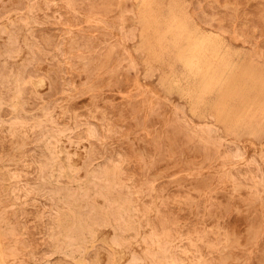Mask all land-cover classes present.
Segmentation results:
<instances>
[{
    "label": "rangeland",
    "instance_id": "obj_1",
    "mask_svg": "<svg viewBox=\"0 0 264 264\" xmlns=\"http://www.w3.org/2000/svg\"><path fill=\"white\" fill-rule=\"evenodd\" d=\"M185 1L189 5V10H190L192 16L194 17L197 24L201 27V29L204 32H210V33L218 34V35L222 36L223 38H225L232 45H235L239 48H242L243 50L249 51L251 54L250 56H252V58H255L259 61H264V45H263L264 44V0H200V2H199V0H185ZM194 3H198V4H194ZM200 3H202V4H200ZM203 4H204V6H203ZM124 5H125L126 9H125ZM193 5H195L194 6L195 8L193 7ZM199 6H200V9H199ZM138 7H139L138 2H134V0H130V1L129 0L128 1L127 0H125V1L124 0H76V1L75 0H50V1L49 0H38V1L37 0H0V87H2V88H0V99L3 97L5 98L8 95L9 96L11 95L10 97L8 96V99H7V97L4 99L5 103H3V99L0 100V102L2 101L1 102L2 104L0 103V108L2 106V108L0 110L2 112L0 111V113H3V114H0V119L3 116L2 119L0 120V140L2 141V142L0 141V145L2 146L0 149L2 151V152H0V158H1L0 159V216L2 217V219H0V228H1L0 229V254H2V256L0 255L1 256L0 261H2V262H0V264L1 263H3V264H55V263L56 264H72V263L73 264H84V263H88V264H130L131 263L132 264L133 261L136 264V261L138 259L140 260V262H138L139 260L137 261L138 264L139 263L140 264H158V263L159 264H207L206 263L207 261H210L209 264H212V262H214V261H215L214 264H242V263L243 264H256V262H257V264H264V241H263L264 240V189H263L264 188V186H263L264 185V183H263L264 182L263 181L264 180V178H263V176H264L263 175L264 174V160H263V158H264V146L256 145V144H253L249 141L237 142L232 137L225 136L221 132V130L218 129L213 124L211 119H208L207 121H204V122L195 121L192 118V115L190 114V112L188 111V107H187L185 100L178 98V96H176L174 94L171 96H167L160 89V87L158 85V77H159L158 71H156L154 74H152L150 72L148 65H147L149 56H148L146 49L144 48L143 37H140L141 28L138 25V19H139L138 14H136V10ZM65 9H66V11H65ZM203 10H205V11H203ZM200 13L202 14V16H204L203 20L201 18L202 16ZM207 17H209V18H207ZM210 18L211 19L213 18V19L210 20ZM73 25H75V26H73ZM50 30H52V31H50ZM218 31H220L221 33ZM73 33H74V35H73ZM42 35H43V37H42ZM52 39H54L53 40L54 42L52 41ZM260 42H261V45H260ZM59 44H60V46H59ZM100 49H103V50H100ZM99 50H100V52H99ZM29 51H30V53H29ZM255 54H257L259 58ZM259 55H261V57ZM96 56H97V59H96ZM93 59H94V61H93ZM96 60H97V62H96ZM52 63H53V65H52ZM2 64H3V66H2ZM96 64H98L97 67H96ZM1 66H2L3 70L1 69ZM69 67H71V68H69ZM92 68H94V70ZM56 69H57V71H56ZM125 70H126V72H125ZM88 71H89V73H88ZM8 73H10V74H8ZM32 73H33V76H32ZM70 76L72 78H70ZM58 78H59V80H58ZM72 79H74V80H72ZM66 80L69 82H67ZM21 81H22V83H21ZM58 81H59V83H58ZM83 81H84V83H83ZM115 81H116V83H115ZM121 81H122V83H121ZM65 82H67V83H65ZM80 82L82 83V85L80 84ZM8 83H9V85H8ZM57 83L60 85L59 87H58ZM27 84H28V86H27ZM83 84H86V85H83ZM11 85H12V87H11ZM25 86L27 87V89L24 88ZM48 86L50 88H48ZM10 89H12V90H10ZM73 89H74V91H73ZM51 90H54L55 92L51 91ZM57 90L59 91L60 95H59ZM88 90L89 91L92 90V92L91 91L89 92ZM112 90H113V92H111ZM4 91L9 92V93L12 92V93L6 94V93H3ZM25 91H27V93H28L27 95H26ZM49 91H50V93H49ZM79 91L81 94L79 93ZM23 92H24V94H22ZM45 92H46V94H45ZM42 93H43V96H42ZM48 93L51 97L47 95ZM44 94H45V96L47 95L48 97L47 96L45 97ZM93 94H97V95H94V97H93ZM24 96H27L26 99ZM53 96H55V97H53ZM99 96H100V98H99ZM30 98H31V103H30ZM105 98H106V100H104ZM107 100H108V102H107ZM114 100H115V102H114ZM67 101H68V103H67ZM104 101H106L107 104H105L106 102H104ZM33 103H35V104H33ZM49 103L50 104L52 103V104L50 105ZM3 104H5V105L7 104V106H3ZM31 104H32V106H31ZM133 104H134V106H133ZM62 105H63V107H62ZM71 105L72 106L75 105V108L72 107ZM9 106H10V109H7V108H9ZM49 106H51V109ZM68 106H70L71 110L69 109ZM3 107L6 108L5 109L6 111L3 109ZM101 107H102V109L100 110ZM21 108H23V109H21ZM27 108L28 109L30 108L29 111L27 110ZM40 108H41V110H40ZM88 108H90V110ZM13 109H14V111H13ZM76 109H78V110H76ZM11 110H12V112H11ZM62 110H64V111L62 112ZM116 110H117V112H116ZM21 111H24V112H21ZM178 111L179 112L183 111V112H180V114H179ZM6 112H8L9 114L8 113L6 114ZM25 112L28 115L25 114ZM106 112H108L107 114L110 113L109 114L110 117L106 114ZM175 112H178V113L175 114ZM80 113H81V115H80ZM5 114H6V116H5ZM18 115H19V118H18ZM31 115H33V116L36 115V116L33 117ZM123 115H124V117H123ZM150 115H151L152 119L150 118ZM42 116H44V117H42ZM99 117H101V118H99ZM176 117H178V118L176 119ZM34 118H36V121ZM119 118H121V119L123 118V119L121 120ZM22 119H25V120H22ZM30 119H32V121ZM91 119H93V120H91ZM106 119H109V120H106ZM110 119L113 120V122ZM11 120H12V122H10ZM14 120H16V121H14ZM38 120H39V122H38ZM98 120H100V121H98ZM23 121H25L24 124H23ZM33 121H35V122L33 123ZM83 121H84V123H83ZM13 122L16 123L14 126H13V124H14ZM89 122H90V125L88 124ZM1 123H2V126H1ZM41 123H43V124H41ZM81 123H82V125L80 128ZM92 123H93V125H91ZM180 123L182 126L180 125ZM83 124H84V126H83ZM94 124L97 127V128L95 127V129H97L96 131H94L95 130L93 127ZM110 124H112V125H110ZM8 125H9V127H8ZM44 125H46V126L49 125L48 129L52 131V133H53V134L51 133L52 135L50 134L51 131L48 132L47 127ZM107 125H109V126H107ZM41 126H42V128H41ZM111 126H115V127H111ZM205 126H206V129L204 128ZM34 127H35V129H33ZM52 127H53V129H52ZM116 127H118V128H116ZM75 128H76V130H75ZM86 128H88V129L90 128V131L88 129L86 130ZM91 128H93V129H91ZM202 128H203V130H202ZM27 129H29V130H27ZM43 129H45V131H43ZM54 129H56V130H54ZM115 129H117V131H114ZM129 129H130V132H129ZM197 129H199V132H201V133H199ZM204 129L207 131H204ZM38 131H43V132H38ZM87 131H88V133H90L89 135H87L88 134V133H86ZM57 132H61V134L58 133L56 135ZM66 132H69V133H66ZM185 132H187V133H185ZM219 132L222 134H220ZM9 133H10V136H9ZM41 133L43 136L41 135ZM44 133H46L47 136H45ZM85 133H86V135H85ZM91 133L99 134V136H97L95 134L94 135L95 137H94ZM116 133H117V136H116ZM7 134H8V136H6ZM11 134H12V136H11ZM103 134L104 135L108 134V136L105 137L106 139L104 138ZM132 134H134V135H132ZM109 135H110V137H109ZM16 136H17V138H14ZM34 136L37 138V139L35 138L36 143L33 140ZM70 136H72V137L70 138ZM73 136L78 141H76ZM79 136H83V137H80L82 140L79 138ZM2 137H4V138H2ZM7 137H8V139H7ZM21 137H23V139ZM68 137H69V139H68ZM98 137H100V138H98ZM207 137H209V138H207ZM217 137L218 138L220 137L221 141H220V138L217 139ZM41 138H42V141H41ZM88 138H90V139H88ZM107 138H112V139L107 140ZM193 138H194V140H193ZM20 139H21V141H20ZM39 139L42 143L39 141ZM151 139H152V141H151ZM209 139H211V140H209ZM31 140L33 142H31ZM50 140H51V142H50ZM69 140H71V141H69ZM83 140H85V141H83ZM94 140H96L97 142ZM210 141H211V143H210ZM92 142H93V144H92ZM8 143L10 145H8ZM45 143L47 144L46 146L44 145ZM50 143H52V145H54V146H51ZM68 143H70V144L68 145ZM106 143L107 144L109 143V144L107 145ZM134 143H135V146H133ZM221 143H222V146H221ZM87 144H88V147H87ZM120 144H121V146H120ZM21 145H23V146L21 147ZM49 145L52 148L49 147ZM67 145H68V147H67ZM89 145H91V147ZM226 145H228V146L231 145L229 147L230 149L228 147H226ZM35 146H38L37 148H40L39 152H38V149L35 148ZM94 146H95V148H94ZM201 146L203 148H201ZM238 146H240V147H238ZM16 147H17V149H14ZM219 147L220 148L222 147V148L220 149ZM225 147H226V151L224 149ZM5 148L8 150H6ZM227 148L229 150H227ZM29 149H31V153H29V151H30ZM50 149L54 152L55 155L53 154V152H51ZM80 149H82L83 152ZM103 149H105V151ZM197 149H198V151H197ZM32 150H33V152L36 153V155H35V153L32 152ZM133 150H135L134 153H133ZM199 150H202V151H199ZM240 150H241V152H240ZM7 151L9 153H7ZM12 151L14 154L11 153ZM94 151H95V153H94ZM217 151H219V152H217ZM47 152H48V154H47ZM142 152H143V154H142ZM162 152H164V153H162ZM229 152H232L231 153L232 155H233V153L234 154L236 152H238V153H236L235 156L233 155L234 156L233 157ZM43 153H45V155ZM96 153H98L97 156H95ZM106 153H108L109 155ZM49 154H50L51 158H50V156H48ZM64 154L65 155L67 154V156H65ZM68 154H70V155H68ZM126 154H128V155L126 156ZM16 155H17V157H16ZM18 155H20V156H18ZM139 155H140V157H139ZM207 155H209V156H207ZM254 155H256V157ZM262 155H263V157H262ZM21 156H23V157L21 158ZM107 156H109L108 159H106ZM243 156H245V157H243ZM43 157L48 158L47 159L48 162H45L46 158H45V160H43ZM55 157L57 159H55ZM113 157L114 158L117 157V158L114 159ZM4 158H5V160H4ZM38 158H40V160H42V161H40ZM54 159H55V161H54ZM66 159H68V160H66ZM117 159H118V161H117ZM158 159H160V160H158ZM168 159H170V160H168ZM89 160H90V162H88ZM96 160H98V161H96ZM106 160L107 161L110 160L111 164H108V162L105 163ZM153 160L155 161V163ZM50 161L53 162V165H52V162H50ZM103 161H104V163H103ZM157 161H158V163L159 162L160 163L158 164ZM249 161H251V162H249ZM44 162L46 165H50V168H52V169L50 170L49 166L47 167L46 165H44ZM81 162L83 163V165ZM91 162H93V163H91ZM59 163H61V164H59ZM90 163H91V166H90ZM152 163H154V164H152ZM207 163H209V164H207ZM256 163H257V166H255ZM98 164L101 166H97ZM104 164H106V165L108 164L107 165L108 169H106L107 167ZM260 165H261V167H260ZM31 166H32V168H31ZM35 166L36 167L39 166L40 168L39 167L35 168ZM70 166H71V168H70ZM84 166H85V168H84ZM112 166H113V168H112ZM151 166H152V168H151ZM60 167H63L62 170L60 169ZM80 167L83 170L80 169ZM259 167H260V169H259ZM249 168H250V170H249ZM32 169H34V170H32ZM35 169H37V170H35ZM84 169H85V172H84ZM91 169H92L93 173H92ZM96 169H98V170H96ZM119 169H120V171H119ZM121 169L128 171L127 172L128 175L124 172V170L122 171ZM257 169L259 171H257ZM106 170H108V173H106L107 172ZM36 171H38L39 173L41 172V174H38ZM142 171H144V173H142ZM129 172L130 173L132 172V174H130ZM75 173H76V175H75ZM105 173L107 174L106 177L103 175ZM111 173L112 174L114 173V174L112 175ZM122 173L126 174L127 178H124L126 176L123 175ZM147 173L149 175H147ZM246 173L248 174V176ZM28 174H29V177L27 176ZM109 174H110V176L111 175L112 176L110 177ZM35 175H37V176L40 175V176L37 179V176H35ZM45 175L47 176L48 180L46 179ZM99 175H101V177ZM10 176H12V177H10ZM98 176L100 178H98ZM258 176H260V177L258 178ZM57 177L58 178L60 177L61 179L59 178V180L57 181L56 180ZM91 177L92 178L94 177L95 180H93L94 178L92 179ZM109 177H110V179L112 178L111 181L109 180ZM242 177L245 179H242ZM28 178H30V179H28ZM32 178H33V180H32ZM62 178H64V180H62ZM8 179L10 182L8 181ZM40 179H42V180L40 181ZM43 179H44V181H43ZM71 179H72V181H70ZM261 179H263V180L261 181ZM76 180L78 182H76ZM99 180L102 183H100ZM146 180H148L147 183H146ZM238 180H239V182H238ZM2 181H4V182H2ZM22 181H24V182H22ZM42 181H43V183H42ZM62 181H65V183L64 182L62 183ZM96 181H98V182H96ZM144 181H145V184L143 183ZM149 181L150 182L153 181L154 184H152L153 182L150 183ZM38 182H40L42 185L39 184ZM90 182H92L91 184L93 186L90 184ZM111 182L113 185L111 184ZM115 182H116V184H115ZM57 183H59V185ZM103 183H105L106 186H109V188L107 187L108 190ZM161 183H164L163 186ZM167 183H169V184H167ZM261 183H263V184H261ZM43 184H44V186H43ZM65 184L67 187L65 186ZM101 184H103L104 186H102ZM107 184H109V185H107ZM117 184H118V186H117ZM142 184H143V186L144 185L145 186L144 187L141 186ZM147 184H151V185L148 186V188H147ZM159 184H161L163 190L160 189L161 186H159ZM48 185L52 188L49 189ZM79 185H80V187L82 185L83 191H82V187L79 188ZM95 185L99 186V187L97 186V189L100 188L99 189L100 192H98V190H95L96 189ZM126 186H127V190L129 189L128 192L131 193L130 194L131 197L128 195V192L125 189ZM6 187H8V188H6ZM19 187H22L23 189L19 188ZM70 187L72 188L71 194H70ZM93 187H94V189H92ZM104 187H105L106 194L103 193ZM133 187H135L136 190ZM243 187H246V188L244 189ZM258 187H260L262 189H259ZM10 188H11V190H10ZM40 188L42 189V192H41ZM58 188H60V189H58ZM101 188H103V189H101ZM248 188L250 190H248ZM155 189H157L156 193H155ZM186 189H187V191H186ZM192 189L196 193H194L192 191ZM47 190H50V191L47 192ZM64 190H66V191H64ZM78 190L80 191V193L78 192ZM87 190H89V192ZM109 190H111V191H109ZM118 190H119V193H121V194L118 193ZM120 190H122V192ZM261 190H262V192H261ZM33 191H34V193H33ZM68 191H69V194H68ZM72 191H74L75 194H77V195H75V194L73 195ZM85 191H87L86 192V194L88 193L87 195L83 194V193H85ZM162 191L164 193H162ZM37 192H38V196H37ZM40 192L42 193V195ZM65 192L68 195H66ZM107 192H109V193H107ZM114 192H116V196H115ZM10 193H12V195H10ZM15 193H17V194H15ZM53 193H55V194H53ZM93 193L99 194V195L95 196ZM175 193H178V196L180 195V193H181V195L178 197ZM250 193H252V194L250 195ZM18 194H19V197H16V195H18ZM35 194H36V196H35ZM47 194H48V196H45ZM56 194H58L59 196L57 197ZM78 194H79V196H81L83 194L81 196L82 199H79ZM104 194H105V196H104ZM110 194H112L114 197L112 196V198H111ZM171 194H173V195H171ZM62 195H64V196L62 197ZM119 195H121L122 198H119ZM122 195L125 197H123ZM168 195L169 196L171 195L170 197L172 199L170 201V204L168 201V200H170V197ZM49 196H51V197H49ZM60 196H61V199H60ZM67 196H68V198H67ZM92 196H95V197H92ZM127 196H129V197H127ZM163 196H164V198H163ZM165 196L167 197L166 199H165ZM173 196L174 197L177 196L178 198L177 197L173 198ZM183 196H184V198H183ZM191 196H193V198H191ZM225 196H227V197H225ZM249 196L251 199L249 198ZM39 197L42 199H38ZM71 197L73 200L71 199ZM73 197H75V198H73ZM98 197H99V199H98ZM104 197L106 200L104 199V201H103ZM185 197H186V199H185ZM187 197H189V198H187ZM46 198H50V200H49L50 205L52 204L50 208H49V206H50L49 202L47 201ZM62 198L63 199L66 198V199L63 200ZM89 198H90V200H89ZM101 198H102V200H101ZM109 198H110V200H108ZM226 198H228V199H226ZM57 199H59V200L57 201ZM126 199H128V200H126ZM129 199H130V201H129ZM76 200L79 201V204L84 202L83 206H82V204H80L81 207L78 206V201H76ZM91 200H92V202H91ZM122 200H123V202H122L123 204L120 203ZM147 200H149V202ZM164 200H165V202H164ZM183 200H184V202H183ZM51 201H52V203H51ZM56 201L58 202V204L54 203ZM107 201L111 202V203H109L110 205L112 203L113 204L111 206H109V204H107ZM227 201H228V203H227ZM145 202H147L148 205H146L147 203L145 204ZM166 202H168V203H166ZM194 202H195V204H194ZM221 202H223L222 203L223 205L221 204ZM43 203H44V206L46 205L47 207L46 206L44 207ZM63 203L65 205H63ZM70 203H71V205H70ZM75 203H76V205H75ZM88 203L90 204V206L87 205ZM189 203H190V205H189ZM213 203H214V205L215 204L216 205L213 206ZM38 204H40V205H38ZM61 204L64 207H62ZM92 204L96 205V206L94 205L95 206L94 210L92 209V208H94V206H92ZM124 204H127V205L124 206ZM128 204H129V206L131 204H133V205H131V207H129ZM139 204H141V205H139ZM28 205H30V206H28ZM60 205L62 208L60 207ZM104 205H105V207H104ZM120 205L121 206L123 205L122 207H120V209H122L124 207L122 210L119 209ZM138 205H139V207H137ZM142 205H145V206L142 207ZM169 205H171V206H169ZM245 205H247V206H245ZM54 206L55 207L58 206L59 208L57 209V207L55 208ZM65 206H66V208H68L67 209L68 212L66 210H64ZM77 206L80 208H78ZM87 206L89 207V209ZM112 206H114V211H112V213H110L111 211L109 209H111ZM115 206H117V208ZM38 207H39V209H38ZM41 207L42 208L44 207V208L42 209ZM72 207H74V208H72ZM85 207L87 208L86 211H85V209H86ZM77 208H78V210H77ZM143 208H145V209H143ZM181 208H182V212H181ZM218 208H220V210ZM28 209L31 211H29ZM50 209H52V210H50ZM59 209H61L62 211ZM71 209L73 211H71ZM117 209H119V210H117ZM146 209H148V210H146ZM158 209H160V210H158ZM169 209H171L172 211H170ZM209 209H211V210H209ZM133 210L135 213L134 212L130 213V211L132 212ZM136 210L139 213H137ZM140 210L142 211L143 214H141ZM143 210L145 211V213ZM155 210H156V212H155ZM2 211L4 214L2 213ZM4 211H6V214ZM22 211H23V213H22ZM53 211H55V212H53ZM58 211H60V212H58ZM64 211H65V213H63ZM69 211L71 213H69ZM74 211H75V213H73ZM78 211H80V212H78ZM90 211H93L94 213L90 212ZM116 211H118V212H116ZM114 212H116V213H114ZM122 212H123L124 216H122V214L120 215V213H122ZM159 212L161 214L162 213L166 214V212H167L168 214H166V215L162 214L161 215ZM171 212H173V214H174V212H177L174 214L175 217H174V215H171ZM28 213H30V214H28ZM35 213H37L38 215H36ZM52 213H55L56 216L55 215L53 216ZM56 213H59L60 217L58 216V218H57L58 214H56ZM61 213H63V214H61ZM68 213L70 215L67 216ZM90 213L91 214L93 213L94 215L93 214L90 215ZM117 213L119 214L118 217H117V215H118ZM129 213L132 214V217ZM136 213L138 215H136ZM240 213L242 214V216ZM26 214H28V215H26ZM47 214H49L50 216ZM51 214H52V216H51ZM73 214H74V216H73ZM84 215H86V218ZM88 215H90V216H88ZM97 215L100 217H98ZM133 215H134V217H133ZM167 215H168V218L170 220L169 223H168L169 220H166V219H168V218H166ZM169 215H171V216H169ZM176 215H177V218L179 220L176 218ZM4 216H5V219H4ZM92 216H93V218H92ZM120 216H121V219L119 218ZM136 216L138 217L137 219H139V220H137L135 218ZM161 216L164 218H162ZM198 216H200V217L202 216V218L199 217V219H198ZM255 216H256V218H255ZM43 217H45V218H43ZM48 217H51V218L55 217V219L54 218L51 219ZM74 217H75V220H74ZM140 217H141L142 221L140 220ZM76 218L78 220H76ZM84 218H85V220H84ZM100 218H103V219H100ZM180 218L182 221L180 220ZM193 218L196 220H194ZM244 218H246V220ZM79 219L81 220L80 221L81 224L79 223ZM117 219H119V221ZM126 219H127V221H126ZM162 219H163V221H165V220L166 221L163 223ZM2 220L5 223L1 222ZM27 220H28V223H26ZM70 220L73 224H71ZM120 220L123 223V225L120 222ZM177 220H178V222H176ZM183 220H184V222H183ZM255 220H257V223L255 222ZM38 221H40V222L38 223ZM75 221H76V223H75ZM114 221H115V223H114ZM127 222H128V224H127ZM149 222H151V223H149ZM152 222L153 223L156 222L155 223L156 225H154ZM252 222L253 223L255 222L254 225ZM48 223H50V224H48ZM116 223L118 224V226H116V228L119 229V230L117 229L118 232H117L116 228L114 227L116 225ZM226 223H227V225H226ZM25 224H26V226H25ZM75 224H77V225H75ZM93 224L96 226H94ZM165 224H167V225L169 224V225L167 226ZM49 225H51L52 227ZM91 225H93V228ZM103 225H104V227H103ZM121 225H122V227H121ZM152 225H154V227ZM180 225H182V226L180 227ZM189 225H190V227H189ZM225 225H226V227H228V230H229L228 232H227V228L225 227ZM6 226L8 228H6ZM23 226H24V228H23ZM58 226H59V228H58ZM123 226H125L127 228H125ZM129 226H131V228ZM134 226L137 228V230L135 229ZM161 226H163V227H161ZM207 226H209V227H207ZM258 226L261 228H258ZM14 227H15V230H14ZM29 227H31V228H29ZM33 227H35V228H33ZM79 227H81L82 229ZM95 227H97V228H95ZM128 227L130 228L129 232H128V230H126V231L124 230V229H129ZM139 227H141V228L139 229ZM222 227H223L224 231H223ZM254 227H256V228H254ZM36 228H37V230H36ZM69 228L70 229L72 228V231ZM161 228H163V230ZM171 228H172V230H171ZM176 228H177V231H176ZM185 228H186V230H185ZM80 229L83 232H80L81 231ZM84 229L86 230V232ZM131 229H133L134 232ZM159 229H160V232L158 231ZM192 229H194V230H192ZM221 229H222V231H221ZM258 229L260 231H257ZM30 230L34 231V233L31 232ZM50 230L53 232L51 233ZM54 230H56L57 232L56 231L54 232ZM63 230H65V231H63ZM77 230H79V231H77ZM112 230L114 232H112ZM6 231H8V232H6ZM46 231H47V235H45ZM68 231H69V233L71 232V234H69ZM155 231H157L159 233L156 234ZM171 231H172V233H171ZM36 232H37V234H36ZM179 232H182V234ZM198 232H200V233H198ZM55 233H57V234H55ZM7 234H8V236H7ZM11 234H12V236H11ZM143 234H145L144 235L145 238H144ZM48 235L49 236L51 235V236L49 237ZM56 235L57 236L60 235V236L56 239V237H57ZM133 235H134V237H133ZM207 235H209V237H207ZM221 235H224V237ZM54 236H56L55 240H57V241L53 240ZM78 236H79V238H77ZM117 236L119 238H118V240L115 241V238H117ZM169 236H171V237H169ZM29 237H31L32 239ZM67 237L69 239L70 238H72V239L69 240V239H67ZM73 237L77 238L80 242L77 241V239L75 240V238H73ZM226 238H229V239H226ZM63 239L68 240L69 244L67 243L68 241L65 240L66 241L65 242ZM142 239L144 241H142ZM219 239H223V240H219ZM36 240L38 241V243L36 242ZM71 240H72V242L76 241V243L74 242L75 243L74 244V243L70 242ZM14 242H16V243L14 244ZM47 242L52 244V245H53V243L57 242L59 244L58 246H60L61 248L58 247L56 243L53 245L55 247L54 248L52 245L51 246L48 245ZM77 242H78V244H77ZM113 242H115V245ZM150 242H151V244H150ZM252 242H254V243H252ZM62 243H63V245H60ZM66 243L69 246L68 245L65 246ZM111 243H112V245H111ZM169 243H171V245ZM71 244L74 246H72ZM116 244L119 246H117ZM160 244L161 245L163 244V245L160 246ZM165 244H167V245H165ZM246 244H247V246H246ZM93 246H94V248H93ZM245 246H246V248H245ZM56 247H58V251H57ZM67 247H73V248L71 250V248H67ZM77 247L79 249H77ZM162 247H163V249H162ZM5 248H6V250H4ZM11 248H12V250H11ZM50 249H52V250H50ZM68 249H70V252L67 254ZM74 249H77L78 251L77 250L74 251ZM92 249H94V250H92ZM200 249H202L201 252H200ZM65 250H66V252H65ZM104 250L105 251L108 250V251L105 252ZM147 250H149V251H147ZM163 250L165 251V253L163 252ZM13 251H14V253H16L15 255L13 254ZM15 251H17V252H15ZM56 251H57V253H56ZM81 251H82V253L84 252L83 255L81 254ZM207 251H209V252H207ZM205 252H206V254H205ZM210 252H212V254H210ZM8 253H10V254L8 255ZM63 253L68 257H66ZM71 253H73L74 255L73 254L71 255ZM107 253L108 254L111 253V255L109 254V256H107L108 255ZM3 254H5V255H3ZM161 254L162 255L164 254V255L161 256ZM204 254H205V256H207V255H209V256H207L205 258ZM259 254H260V256H259ZM50 255H51V257H50ZM63 255H64V257H63ZM87 255H88V257H85ZM91 255H93V256H91ZM154 255L156 258L153 257ZM5 256H7L8 258H6ZM129 256H130V258H129ZM70 257H72V258H70ZM80 257H81V259H80ZM132 257H135L134 260ZM158 257H160L161 260ZM167 257H169V258L166 259ZM54 258L55 259L57 258V259L53 260ZM58 258H60V260ZM110 258H111V260H107ZM85 259L87 260V262H85L86 261ZM179 259H181V260L179 261ZM63 260H65V262ZM176 260L178 263L175 262ZM52 261L53 262L57 261V262L53 263ZM60 261H61V263H59ZM181 261H182V263H181ZM221 261H222V263H221ZM225 261H226V263H225Z\"/></svg>",
    "mask_w": 264,
    "mask_h": 264
},
{
    "label": "bare ground",
    "instance_id": "obj_2",
    "mask_svg": "<svg viewBox=\"0 0 264 264\" xmlns=\"http://www.w3.org/2000/svg\"><path fill=\"white\" fill-rule=\"evenodd\" d=\"M38 1V0H37ZM50 1V0H49ZM76 1V0H75ZM125 1V0H124ZM128 1V0H127ZM130 1V0H129ZM21 2V1H20ZM134 2H138V4H139V7L137 8V10H136V14H138V25L140 26V28H141V33H140V37H143V44H144V48L146 49V51H147V53H148V62H147V65H148V67H149V69H150V72L152 73V74H154L156 71H158V73H159V77H158V85H159V87H160V89L167 95V96H171V95H176V96H178V98H180V99H183V100H185V102H186V104H187V107H188V111L190 112V114L192 115V118L195 120V121H198V122H204V121H207L208 119H211V121L213 122V124L218 128V129H220L221 130V132L225 135V136H230V137H232L234 140H236L237 142H245V141H249V142H251V143H253V144H256V145H261V146H264V61H259V60H257V59H255V58H252V56H250L251 54H250V52L249 51H247V50H243L242 48H239V47H237V46H235V45H232L230 42H228L225 38H223L222 36H220V35H218V34H215V33H210V32H204L202 29H201V27L197 24V22H196V20L194 19V17L192 16V14H191V12H190V10H189V5L186 3V1L185 0H134ZM199 2H200V0H199ZM198 2V3H199ZM74 3V2H73ZM193 3V2H192ZM198 3H194V4H198ZM200 4H202V3H200ZM21 5V4H20ZM195 5H193V7H194ZM197 6V5H196ZM203 6H204V4H203ZM124 7H125V5H124ZM131 8V7H130ZM195 8V7H194ZM210 8V7H209ZM76 9V8H75ZM125 9H126V7H125ZM199 9H200V6H199ZM198 9V10H199ZM203 9V8H202ZM207 9V8H206ZM43 10V9H42ZM45 10V9H44ZM15 11V10H14ZM65 11H66V9H65ZM127 11V10H126ZM203 11H205V10H203ZM207 11V10H206ZM59 12V11H58ZM201 12V11H200ZM217 13V12H216ZM197 14V13H196ZM201 14V13H200ZM2 15V14H1ZM205 15V14H204ZM199 16V15H198ZM201 16H202V14H201ZM203 17L204 16H202L201 18H202V20H203ZM51 18V17H50ZM76 18V17H75ZM207 18H209V17H207ZM256 18V17H255ZM30 19V18H29ZM213 19V18H212ZM211 18H210V20H212ZM216 21V20H215ZM221 21V20H220ZM34 22V21H33ZM218 22V21H217ZM57 23V22H56ZM213 23V22H212ZM46 24V23H45ZM200 24V23H199ZM25 26V25H24ZM73 26H75V25H73ZM217 29V28H216ZM220 30V29H219ZM226 30V29H225ZM251 30V29H250ZM46 31V30H45ZM50 31H52V30H50ZM221 31V30H220ZM220 31H218V32H220ZM227 32V31H226ZM44 33V32H43ZM46 33V32H45ZM221 33V32H220ZM224 33V32H223ZM14 34V33H13ZM58 34V33H57ZM35 35V34H34ZM73 35H74V33H73ZM76 35V34H75ZM122 35V34H121ZM131 35V34H130ZM226 35V34H225ZM228 35V34H227ZM232 35V34H231ZM241 36V35H240ZM42 37H43V35H42ZM48 37V36H47ZM51 37V36H50ZM130 37V36H129ZM133 37V36H132ZM244 37V36H243ZM39 39V38H38ZM54 39H52V41H53ZM104 40V39H103ZM108 41V40H107ZM50 42V41H49ZM54 42V41H53ZM60 42V41H59ZM262 42V41H261ZM261 42H260V45H261ZM8 43V42H7ZM48 44V43H47ZM55 44V43H54ZM14 45V44H13ZM39 45V44H38ZM264 45V44H263ZM48 46V45H47ZM59 46H60V44H59ZM31 47V46H30ZM257 47V46H256ZM259 47V46H258ZM101 48V47H100ZM261 48V47H260ZM52 49V48H51ZM259 49V48H258ZM30 50V49H29ZM43 50V49H42ZM100 50H103V49H100ZM100 50H99V52H100ZM46 51V50H45ZM145 51V50H144ZM53 52V51H52ZM29 53H30V51H29ZM32 53V52H31ZM260 53V52H259ZM61 55V54H60ZM96 55V54H95ZM141 55V54H140ZM255 55H257V54H255ZM26 56V55H25ZM52 56V55H51ZM260 57H261V55H259ZM61 57V56H60ZM78 57V56H77ZM257 57H258V55H257ZM94 58V57H93ZM259 58V57H258ZM61 59V58H60ZM72 59V58H71ZM96 59H97V56H96ZM113 59V58H112ZM89 60V59H88ZM99 60V59H98ZM114 60V59H113ZM93 61H94V59H93ZM92 61V62H93ZM27 62V61H26ZM96 62H97V60H96ZM111 62V61H110ZM40 63V62H39ZM71 63V62H70ZM76 63V62H75ZM93 64V63H92ZM52 65H53V63H52ZM76 65V64H75ZM97 65L98 64H96V67H97ZM111 65V64H110ZM109 65V66H110ZM2 66H3V64H2ZM2 66H1V69H2ZM50 66V65H49ZM55 68V67H54ZM69 68H71V67H69ZM125 68V67H124ZM93 70H94V68H92ZM3 70V69H2ZM27 70V69H26ZM130 70V69H129ZM12 71V70H11ZM56 71H57V69H56ZM65 71V70H64ZM90 71V70H89ZM89 71H88V73H89ZM118 71V70H117ZM132 71V70H131ZM26 72V71H25ZM31 72V71H30ZM37 72V71H36ZM63 72V71H62ZM93 72V71H92ZM125 72H126V70H125ZM124 72V73H125ZM52 73V72H51ZM8 74H10V73H8ZM24 74V73H23ZM63 74V73H62ZM133 74V73H132ZM25 75V74H24ZM38 75V74H37ZM94 75V74H93ZM99 75V74H98ZM134 75V74H133ZM32 76H33V73H32ZM49 76V75H48ZM54 76V75H53ZM91 76V75H90ZM119 76V75H118ZM129 76V75H128ZM24 77V76H23ZM84 77V76H83ZM33 78V77H32ZM70 78H72L71 76H70ZM92 78V77H91ZM2 79V78H1ZM75 79V78H74ZM74 79H72V80H74ZM58 80H59V78H58ZM68 80V79H67ZM66 80V81H67ZM2 81V80H1ZM23 81V80H22ZM22 81H21V83H22ZM49 81V80H48ZM53 81V80H52ZM67 82H69V81H67ZM67 82H65V83H67ZM6 83V82H5ZM26 83V82H25ZM58 83H59V81H58ZM57 83V84H58ZM77 83V82H76ZM75 83V84H76ZM83 83H84V81H83ZM87 83V82H86ZM115 83H116V81H115ZM114 83V84H115ZM120 83V82H119ZM121 83H122V81H121ZM3 84V83H2ZM64 84V83H63ZM80 84L82 85V83L80 82ZM79 84V85H80ZM8 85H9V83H8ZM14 85V84H13ZM21 85V84H20ZM23 85V84H22ZM39 85V84H38ZM68 85V84H67ZM83 85H86V84H83ZM27 86H28V84H27ZM60 85L58 84V87H59ZM74 86V85H73ZM11 87H12V85H11ZM14 87V86H13ZM21 87V86H20ZM68 87V86H67ZM79 87V86H78ZM81 87V86H80ZM112 87V86H111ZM0 88H2V87H0ZM8 88V87H7ZM10 88V87H9ZM23 88V87H22ZM24 88H26L27 89V87L25 86ZM48 88H50L49 86H48ZM110 88V87H109ZM17 89V88H16ZM60 89V88H59ZM62 89V88H61ZM10 90H12V89H10ZM50 90V89H49ZM122 90V89H121ZM2 91V90H1ZM6 91V90H5ZM3 92V93H9V92ZM9 91V90H8ZM22 91V90H21ZM30 91V90H29ZM51 91H54V90H51ZM58 91V90H57ZM65 91V90H64ZM73 91H74V89H73ZM81 91V90H80ZM80 91H79V93H80ZM89 91V90H88ZM91 92H92V90H90ZM89 91V92H90ZM26 92V95L28 94L27 93V91H25ZM47 92V91H46ZM46 92H45V94H46ZM55 92V91H54ZM78 92V91H77ZM107 92V91H106ZM111 92H113V90L111 91ZM10 93H12V92H10ZM9 93V94H10ZM31 93V92H30ZM49 93H50V91H49ZM49 93L47 94L48 96H50L49 95ZM58 93H59V91H58ZM67 93V92H66ZM73 93V92H72ZM87 93V92H86ZM120 93V92H119ZM122 93V92H121ZM22 94H24V92L22 93ZM45 94H44V96H45ZM81 94V93H80ZM2 95V94H1ZM31 95V94H30ZM46 95V96H47ZM58 95V94H57ZM59 95H60V93H59ZM94 95H97V94H93V97H94ZM99 95V94H98ZM9 96V95H8ZM8 96H6L7 97V99H8ZM11 96V95H10ZM9 96V97H10ZM21 96V95H20ZM29 96V95H28ZM42 96H43V93H42ZM45 96V97H46ZM47 96V97H48ZM90 96V95H89ZM101 96V95H100ZM100 96H99V98H100ZM3 97V96H2ZM5 97V98H6ZM23 97V96H22ZM25 97V99H26V97L27 96H24ZM31 97V96H30ZM51 97V96H50ZM53 97H55V96H53ZM109 97V96H108ZM4 97L3 98H1L0 100H2L3 99V103H5L4 102V99H5ZM13 98V97H12ZM34 98V97H33ZM67 98V97H66ZM73 98V97H72ZM23 99V98H22ZM42 99V98H41ZM47 99V98H46ZM49 99V98H48ZM53 99V98H52ZM69 99V98H68ZM58 100V99H57ZM56 100V101H57ZM104 100H106V98L104 99ZM113 100V99H112ZM111 100V101H112ZM7 101V100H6ZM62 101V100H61ZM70 101V100H69ZM103 101V100H102ZM110 101V102H111ZM2 102V101H1ZM0 102V103H1ZM8 102V101H7ZM12 102V101H11ZM58 102V101H57ZM104 102H106V101H104ZM107 102H108V100H107ZM107 102L105 103V104H107ZM114 102H115V100H114ZM168 102V101H167ZM24 103V102H23ZM30 103H31V98H30ZM67 103H68V101H67ZM2 104V103H1ZM33 104H35V103H33ZM50 104V103H49ZM52 104V103H51ZM50 104V105H51ZM56 104V103H55ZM58 104V103H57ZM104 104V103H103ZM176 104V103H175ZM117 105V104H116ZM180 105V104H179ZM3 106H7V104L5 105V104H3ZM26 106V105H25ZM31 106H32V104H31ZM37 106V105H36ZM54 106V105H53ZM72 106V105H71ZM77 106V105H76ZM133 106H134V104H133ZM30 107V106H29ZM34 107V106H33ZM32 107V108H33ZM38 107V106H37ZM50 107V109H51V106H49ZM62 107H63V105H62ZM69 107V109H70V106H68ZM72 107H74L75 108V105L74 106H72ZM79 107V106H78ZM99 107V106H98ZM1 108H2V106H1ZM0 108V109H1ZM12 108V107H11ZM24 108V107H23ZM23 108H21V109H23ZM45 108V107H44ZM65 108V107H64ZM63 108V109H64ZM3 109L5 110L6 108H4L3 107ZM7 109H10V106H9V108H7ZM30 109V108H29ZM29 109L27 108V110L29 111ZM34 109V108H33ZM38 109V108H37ZM47 109V108H46ZM89 110H90V108H88ZM102 109V107L100 108V110ZM134 109V108H133ZM25 110V109H24ZM40 110H41V108H40ZM49 110V109H48ZM71 110V109H70ZM76 110H78V109H76ZM95 110V109H94ZM93 110V111H94ZM99 110V111H100ZM1 111V110H0ZM6 111V110H5ZM13 111H14V109H13ZM38 111V110H37ZM47 111V110H46ZM55 111V110H54ZM61 111V110H60ZM64 110H62V112H63ZM69 111V110H68ZM98 111V112H99ZM106 111V110H105ZM120 111V110H119ZM2 112V111H1ZM4 112V111H3ZM9 112V111H8ZM8 112H6V114L8 113ZM11 112H12V110H11ZM21 112H24V111H21ZM20 112V113H21ZM36 112V111H35ZM41 112V111H40ZM45 112V111H44ZM74 112V111H73ZM116 112H117V110H116ZM179 112V111H178ZM178 112H175V114L176 113H178ZM180 112H183V111H180ZM180 112H179V114H180ZM19 113V112H18ZM29 113V112H28ZM52 113V112H51ZM50 113V114H51ZM60 113V112H59ZM108 112H106V114H107ZM0 114H3V113H0ZM6 114H5V116H6ZM9 114V113H8ZM25 114H27L26 112H25ZM110 114V113H109ZM109 114H107L109 117H110V115ZM120 114V113H119ZM14 115V114H13ZM20 115V114H19ZM19 115H18V118H19ZM28 115V114H27ZM26 115V116H27ZM37 115V114H36ZM36 115H34V116H36ZM40 115V114H39ZM44 115V114H43ZM79 115V114H78ZM80 115H81V113H80ZM79 115V116H80ZM117 115V114H116ZM10 116V115H9ZM8 116V117H9ZM30 116V115H29ZM31 116H33V115H31ZM33 116V117H34ZM139 116V115H138ZM142 116V115H141ZM140 116V117H141ZM153 116V115H152ZM3 117V116H2ZM2 117H1V119H2ZM12 117V116H11ZM22 117V116H21ZM42 117H44V116H42ZM52 117V116H51ZM56 117V116H55ZM63 117V116H62ZM123 117H124V115H123ZM5 118V117H4ZM15 118V117H14ZM17 118V119H18ZM28 118V117H27ZM37 118V117H36ZM36 118H34L35 119V121H36ZM40 118V117H39ZM79 118V117H78ZM77 118V119H78ZM87 118V117H86ZM99 118H101V117H99ZM118 118V117H117ZM150 118H151V115H150ZM178 117H176V119H177ZM181 118V117H180ZM0 119V120H1ZM9 119V118H8ZM26 119V118H25ZM25 119H22V120H25ZM29 119V118H28ZM33 119V118H32ZM32 119H30L31 121H32ZM38 119V118H37ZM69 119V118H68ZM90 119V118H89ZM103 119V118H102ZM119 119H121V118H119ZM123 119V118H122ZM121 119V120H122ZM152 119V118H151ZM162 119V118H161ZM190 119V118H189ZM4 120V119H3ZM2 120V121H3ZM7 120V119H6ZM13 120V119H12ZM12 120L10 121V122H12ZM21 120V119H20ZM47 120V119H46ZM91 120H93V119H91ZM106 120H109V119H106ZM105 120V121H106ZM111 120V119H110ZM14 121H16V120H14ZM28 121V120H27ZM35 121H33V123L35 122ZM42 121V120H41ZM98 121H100V120H98ZM103 121V120H102ZM112 122H113V120H111ZM5 122V121H4ZM22 122V121H21ZM24 122L25 121H23V124H24ZM38 122H39V120H38ZM52 122V121H51ZM82 122V121H81ZM104 122V121H103ZM107 122V121H106ZM110 122V121H109ZM111 122V123H112ZM181 122V121H180ZM191 122V121H190ZM14 124H13V126L16 124L15 122H13ZM83 123H84V121H83ZM100 123V122H99ZM108 123V122H107ZM179 123V122H178ZM4 124V123H3ZM10 124V123H9ZM19 124V123H18ZM22 124V123H21ZM41 124H43V123H41ZM64 124V123H63ZM89 125H90V122L88 123ZM87 124V125H88ZM113 124V123H112ZM112 124H110V125H112ZM7 125V124H6ZM5 125V126H6ZM81 125H82V123L80 124V128H81ZM91 125H93V123L91 124ZM102 125V124H101ZM152 125V124H151ZM180 125H181V123H180ZM1 126H2V123H1ZM11 126V125H10ZM31 126V125H30ZM44 126H46V125H44ZM48 126L49 125H47L46 127H47V129H48ZM63 126V125H62ZM83 126H84V124H83ZM99 126V125H98ZM103 126V125H102ZM107 126H109V125H107ZM139 126V125H138ZM182 126V125H181ZM8 127H9V125H8ZM33 127V126H32ZM64 127V126H63ZM94 129H95V124H94ZM106 127V126H105ZM111 127H115V126H111ZM121 127V126H120ZM142 127V126H141ZM185 127V126H184ZM214 127V126H213ZM2 128V127H1ZM17 128V127H16ZM21 128V127H20ZM41 128H42V126H41ZM44 128V127H43ZM51 128V127H50ZM97 128V127H96ZM101 128V127H100ZM116 128H118V127H116ZM158 128V127H157ZM205 129H206V126L204 127ZM210 128V127H209ZM4 129V128H3ZM8 129V128H7ZM13 129V128H12ZM33 129H35V127L33 128ZM52 129H53V127H52ZM63 129V128H62ZM88 128H86V130H87ZM91 129H93V128H91ZM104 129V128H103ZM124 129V128H123ZM132 129V128H131ZM204 129V131H207V130H205ZM216 129V128H215ZM27 130H29V129H27ZM42 130V129H41ZM54 130H56V129H54ZM72 130V129H71ZM75 130H76V128H75ZM74 130V131H75ZM89 131H90V128L88 129ZM97 129H95L94 131H96ZM111 130V129H110ZM122 130V129H121ZM188 130V129H187ZM198 130V132H199V129H197ZM202 130H203V128H202ZM6 131V130H5ZM43 131H45V129H43ZM43 131H38V132H43ZM49 131H51V130H49L48 129V132ZM62 131V130H61ZM70 131V130H69ZM84 131V130H83ZM114 131H117V129H115ZM155 131V130H154ZM10 132V131H9ZM13 132V131H12ZM19 132V131H18ZM47 132V131H46ZM54 132V131H53ZM63 132V131H62ZM65 132V131H64ZM92 132V131H91ZM112 132V131H111ZM129 132H130V129H129ZM217 132V131H216ZM3 133V132H2ZM52 133V131L50 132V134ZM58 133H60L61 134V132H57L56 133V135L58 134ZM66 133H69V132H66ZM77 133V132H76ZM86 133H88V131L86 132ZM86 133H85V135H86ZM97 133V132H96ZM95 133V134H96ZM99 133V132H98ZM113 133V132H112ZM115 133V132H114ZM182 133V132H181ZM185 133H187V132H185ZM199 133H201V132H199ZM198 133V134H199ZM206 133V132H205ZM220 133V132H219ZM222 133H220V134H222ZM6 134V133H5ZM36 134V133H35ZM45 134V136H47L46 135V133H44ZM53 134V133H52ZM51 134V135H52ZM64 134V133H63ZM82 134V133H81ZM84 134V133H83ZM90 133H88L87 135H89ZM93 136L95 135V134H93V133H91ZM180 134V133H179ZM2 135V134H1ZM18 135V134H17ZM33 135V134H32ZM31 135V136H32ZM40 135V134H39ZM41 135H42V133H41ZM97 136H99V134H96ZM104 135V134H103ZM106 135V134H105ZM104 135V138L105 137H107L108 136V134L105 136ZM119 135V134H118ZM124 135V134H123ZM132 135H134V134H132ZM196 135V134H195ZM6 136H8V134L6 135ZM9 136H10V133H9ZM11 136H12V134H11ZM38 136V135H37ZM43 136V135H42ZM77 136V135H76ZM84 136V135H83ZM83 136H79V138L80 137H83ZM92 136V137H93ZM101 136V135H100ZM116 136H117V133H116ZM179 136V135H178ZM177 136V137H178ZM20 137V136H19ZM24 137V136H23ZM23 137H21L22 139H23ZM72 136H70V138H71ZM74 137V136H73ZM89 137V136H88ZM95 137V136H94ZM109 137H110V135H109ZM197 137V136H196ZM200 137V136H199ZM210 137V136H209ZM209 137H207V138H209ZM222 137V136H221ZM2 138H4V137H2ZM14 138H17V136L16 137H14ZM33 138V137H32ZM35 136H34V142H35ZM67 138V137H66ZM65 138V139H66ZM75 138V137H74ZM98 138H100V137H98ZM97 138V139H98ZM113 138V137H112ZM112 138H107V140L109 139V140H111ZM117 138V137H116ZM154 138V137H153ZM152 138V139H153ZM156 138V137H155ZM211 138V137H210ZM220 138V137H219ZM218 137H217V139H219ZM7 139H8V137H7ZM11 139V138H10ZM9 139V140H10ZM37 139V138H36ZM46 139V138H45ZM51 139V138H50ZM68 139H69V137H68ZM81 139V138H80ZM88 139H90V138H88ZM94 139V138H93ZM106 139V138H105ZM152 139H151V141H152ZM212 139V138H211ZM211 139H209V140H211ZM224 139V138H223ZM12 140V139H11ZM30 140V139H29ZM54 140V139H53ZM74 140V139H73ZM75 140H76V138H75ZM82 140V139H81ZM100 140V139H99ZM138 140V139H137ZM193 140H194V138H193ZM213 140V139H212ZM1 141V140H0ZM17 141V140H16ZM19 141V140H18ZM20 141H21V139H20ZM39 141H40V139H39ZM41 141H42V138H41ZM40 141V142H41ZM44 141V140H43ZM47 141V140H46ZM55 141V140H54ZM69 141H71V140H69ZM76 141H78V140H76ZM83 141H85V140H83ZM93 141V140H92ZM94 141H96V140H94ZM106 141V140H105ZM129 141V140H128ZM216 141V140H215ZM214 141V142H215ZM220 141H221V138H220ZM2 142V141H1ZM8 142V141H7ZM14 142V141H13ZM12 142V143H13ZM28 142V141H27ZM31 142H33L32 140H31ZM50 142H51V140H50ZM97 142V141H96ZM99 142V141H98ZM103 142V141H102ZM143 142V141H142ZM141 142V143H142ZM163 142V141H162ZM231 142V141H230ZM11 143V144H12ZM16 143V142H15ZM36 143V142H35ZM42 143V142H41ZM44 143V142H43ZM71 143V142H70ZM70 143H68V145L70 144ZM85 143V142H84ZM87 143V142H86ZM113 143V142H112ZM210 143H211V141H210ZM209 143V144H210ZM220 143V142H219ZM229 143V142H228ZM7 144V143H6ZM14 144V143H13ZM12 144V145H13ZM19 144V143H18ZM32 144V143H31ZM30 144V145H31ZM40 144V143H39ZM51 144V146H54V145H52V143H50ZM75 144V143H74ZM90 144V143H89ZM92 144H93V142H92ZM102 144V143H101ZM107 144V143H106ZM109 144V143H108ZM107 144V145H108ZM218 144V143H217ZM8 145H10L9 143H8ZM35 145V144H34ZM37 145V144H36ZM45 146L47 145L46 143L44 144ZM68 145H67V147H68ZM76 145V144H75ZM204 145V144H203ZM214 145V144H213ZM233 145V144H232ZM23 145H21V147H22ZM32 146V145H31ZM41 146V145H40ZM50 145H49V147H51ZM90 147H91V145H89ZM120 146H121V144H120ZM133 146H135V143H134V145ZM221 146H222V143H221ZM225 146V145H224ZM231 146V145H230ZM230 146H228V145H226V147H230ZM260 146V147H261ZM1 145H0V149H1ZM38 146H35V148H37ZM78 147V146H77ZM76 147V148H77ZM87 147H88V144H87ZM226 147L224 148L225 149V151H226ZM238 147H240V146H238ZM12 148V147H11ZM10 148V149H11ZM34 148V147H33ZM45 148V147H44ZM52 148V147H51ZM94 148H95V146H94ZM105 148V147H104ZM125 148V147H124ZM134 148V147H133ZM139 148V147H138ZM168 148V147H167ZM201 148H203L202 146H201ZM220 148V147H219ZM218 148V149H219ZM222 148V147H221ZM220 148V149H221ZM227 148V150H229ZM236 148V147H235ZM6 149V148H5ZM9 149V150H10ZM14 149H17V147L16 148H14ZM38 149V152H39V149L40 148H37ZM36 149V150H37ZM42 149V148H41ZM114 149V148H113ZM116 149V148H115ZM120 149V148H119ZM130 149V148H129ZM135 149V148H134ZM6 150H8V149H6ZM30 150V151H29ZM28 151H29V153H31V149H29ZM35 150V149H34ZM49 150V149H48ZM47 150V151H48ZM51 150V149H50ZM80 150H82V149H80ZM87 150V149H86ZM96 150V149H95ZM104 151H105V149H103ZM127 150V149H126ZM238 150V149H237ZM46 151V150H45ZM91 151V150H90ZM124 151V150H123ZM134 151L135 150H133V153H134ZM142 151V150H141ZM164 151V150H163ZM197 151H198V149H197ZM199 151H202V150H199ZM204 151V150H203ZM0 152H2L1 150H0ZM32 152H33V150H32ZM37 152V151H36ZM51 152H53L52 150H51ZM50 152V153H51ZM82 152H83V150H82ZM205 152V151H204ZM217 152H219V151H217ZM235 152V151H234ZM240 152H241V150H240ZM239 152V153H240ZM244 152V151H243ZM4 153V152H3ZM7 153H9L8 151H7ZM12 154H14L13 153V151L11 152ZM28 153V152H27ZM33 153H35V152H33ZM32 153V154H33ZM92 153V152H91ZM94 153H95V151H94ZM99 153V152H98ZM98 153H96V155L95 156H97V154ZM103 153V152H102ZM118 153V152H117ZM123 153V152H122ZM146 153V152H145ZM160 153V152H159ZM162 153H164V152H162ZM181 153V152H180ZM183 153V152H182ZM228 153V152H227ZM226 153V154H227ZM230 154L232 153V152H229ZM236 153H238V152H236ZM235 153V154H236ZM11 154V155H12ZM44 155H45V153H43ZM47 154H48V152H47ZM52 154V153H51ZM53 154H54V152H53ZM52 154V155H53ZM93 154V153H92ZM106 154H108V153H106ZM115 154V153H114ZM142 154H143V152H142ZM214 154V153H213ZM225 154V153H224ZM235 154L233 153V155L235 156ZM246 154V153H245ZM8 155V154H7ZM21 155V154H20ZM20 155H18V156H20ZM25 155V154H24ZM35 155H36V153H35ZM34 155V156H35ZM55 155V154H54ZM53 155V156H54ZM65 155V154H64ZM68 155H70V154H68ZM73 155V154H72ZM100 155V154H99ZM109 155V154H108ZM118 155V154H117ZM128 154H126V156H127ZM132 155V154H131ZM156 155V154H155ZM163 155V154H162ZM180 155V154H179ZM189 155V154H188ZM215 155V154H214ZM232 155V154H231ZM230 155V156H231ZM232 155V156H233ZM33 156V157H34ZM40 156V155H39ZM48 156H50V154L48 155ZM65 156H67V154L65 155ZM94 156V155H93ZM94 156V157H95ZM101 156V155H100ZM116 156V155H115ZM125 156V155H124ZM164 156V155H163ZM182 156V155H181ZM207 156H209V155H207ZM233 156V157H234ZM237 156V155H236ZM240 156V155H239ZM238 156V157H239ZM255 157H256V155H254ZM2 157V156H1ZM7 157V156H6ZM13 157V156H12ZM16 157H17V155H16ZM23 156H21V158H22ZM37 157V156H36ZM103 157V156H102ZM108 157L109 156H107L106 157V159H108ZM119 157V156H118ZM133 157V156H132ZM139 157H140V155H139ZM225 157V156H224ZM227 157V156H226ZM232 157V158H233ZM241 157V156H240ZM243 157H245V156H243ZM253 157V156H252ZM262 157H263V155H262ZM35 158V157H34ZM33 158V159H34ZM45 158L46 157H43V160H45ZM50 158H51V156H50ZM111 158V157H110ZM109 158V159H110ZM114 158V157H113ZM117 157H115L114 159H116ZM155 158V157H154ZM159 158V157H158ZM164 158V157H163ZM179 158V157H178ZM237 158V157H236ZM1 159V158H0ZM32 159V158H31ZM30 159V160H31ZM39 160H40V158H38ZM48 158H46V160H47ZM55 159H57L56 157H55ZM55 159H54V161H55ZM88 159V158H87ZM91 159V158H90ZM93 159V158H92ZM183 159V158H182ZM256 159V158H255ZM4 160H5V158H4ZM12 160V159H11ZM18 160V159H17ZM38 160V161H39ZM45 160V162H48V160L46 161ZM51 160V159H50ZM66 160H68V159H66ZM146 160V159H145ZM157 160V159H156ZM158 160H160V159H158ZM168 160H170V159H168ZM172 160V159H171ZM180 160V159H179ZM263 160H264V158H263ZM40 161H42V160H40ZM39 161V162H40ZM96 161H98V160H96ZM115 161V160H114ZM117 161H118V159H117ZM120 161V160H119ZM149 161V160H148ZM154 161V160H153ZM227 161V160H226ZM32 162V161H31ZM45 162H44V165H46L45 164ZM50 162H52V161H50ZM88 162H90V160L88 161ZM94 162V161H93ZM93 162H91V163H93ZM108 162V164H111V162H110V160H106L105 161V163H107ZM142 162V161H141ZM249 162H251V161H249ZM68 163V162H67ZM82 163V162H81ZM91 163H90V166H91ZM103 163H104V161H103ZM115 163V162H114ZM154 163H155V161H154ZM154 163H152V164H154ZM157 163H158V161H157ZM156 163V164H157ZM160 163V162H159ZM158 163V164H159ZM169 163V162H168ZM180 163V162H179ZM183 163V162H182ZM5 164V163H4ZM34 164V163H33ZM37 164V163H36ZM40 164V163H39ZM59 164H61V163H59ZM101 164V163H100ZM107 164V165H108ZM162 164V163H161ZM207 164H209V163H207ZM35 165V164H34ZM38 165V164H37ZM43 165V164H42ZM52 165H53V162H52ZM51 165V166H52ZM58 165V164H57ZM82 165H83V163H82ZM86 165V164H85ZM104 165H106V164H104ZM107 165H106V167H107ZM117 165V164H116ZM5 166V165H4ZM23 166V165H22ZM40 166V165H39ZM39 166H37V167H39ZM47 167L49 166V169L51 170L52 168H50V165H46ZM59 166V165H58ZM81 166V165H80ZM89 166V167H90ZM97 166H101V165H97ZM110 166V165H109ZM118 166V165H117ZM255 166H257V163H256V165ZM259 166V165H258ZM21 167V166H20ZM36 166H35V168H37ZM105 167V166H104ZM119 167V166H118ZM131 167V166H130ZM137 167V166H136ZM260 167H261V165H260ZM260 167H259V169H260ZM2 168V167H1ZM31 168H32V166H31ZM34 168V167H33ZM40 168V167H39ZM62 168L63 167H60V169L62 170ZM70 168H71V166H70ZM84 168H85V166H84ZM95 168V167H94ZM97 168V167H96ZM100 168V167H99ZM103 168V167H102ZM110 168V167H109ZM112 168H113V166H112ZM145 168V167H144ZM151 168H152V166H151ZM150 168V169H151ZM154 168V167H153ZM245 168V167H244ZM3 169V168H2ZM42 169V168H41ZM57 169V168H56ZM74 169V168H73ZM76 169V168H75ZM80 169H82L81 167H80ZM87 169V168H86ZM106 169H108V167L106 168ZM148 169V168H147ZM194 169V168H193ZM247 169V168H246ZM262 169V168H261ZM19 170V169H18ZM32 170H34V169H32ZM35 170H37V169H35ZM44 170V169H43ZM58 170V169H57ZM60 170V171H61ZM71 170V169H70ZM83 170V169H82ZM81 170V171H82ZM94 170V169H93ZM96 170H98V169H96ZM118 170V169H117ZM122 170V169H121ZM124 170V169H123ZM122 170V171H123ZM133 170V169H132ZM143 170V169H142ZM249 170H250V168H249ZM40 171V170H39ZM59 171V172H60ZM87 171V170H86ZM91 171H92V169H91ZM105 171V170H104ZM107 172L106 173H108V170H106ZM119 171H120V169H119ZM118 171V172H119ZM146 171V170H145ZM150 171V170H149ZM186 171V170H185ZM257 171H259L258 169H257ZM38 174H41V172L39 173L38 171H36ZM46 172V171H45ZM50 172V171H49ZM48 172V173H49ZM62 172V171H61ZM83 172V171H82ZM84 172H85V169H84ZM111 172V171H110ZM124 172L127 174V172L128 171H126V170H124ZM184 172V171H183ZM34 173V172H33ZM36 173V174H37ZM91 173V172H90ZM92 173H93V171H92ZM96 173V172H95ZM103 174L105 177H106V175L107 174ZM130 173V172H129ZM142 173H144V171H142ZM176 173V172H175ZM241 173V172H240ZM19 174V173H18ZM27 174V173H26ZM50 174V173H49ZM101 174V173H100ZM112 174V173H111ZM114 174V173H113ZM112 174V175H113ZM120 174V173H119ZM123 174V173H122ZM121 174V175H122ZM126 174H123V175H125L126 177H124V178H127V175ZM130 174H132V172L130 173ZM146 174V173H145ZM144 174V175H145ZM174 174V173H173ZM247 174V173H246ZM262 174V173H261ZM22 175V174H21ZM25 175V174H24ZM32 175V174H31ZM75 175H76V173H75ZM90 175V174H89ZM111 175V176H112ZM120 175V176H121ZM122 175V176H123ZM147 175H149L148 173H147ZM171 175V174H170ZM264 175V174H263ZM26 176V175H25ZM28 177H29V174L27 175ZM35 176H37V175H35ZM40 176V175H39ZM39 176H37V179L39 178ZM46 176V175H45ZM93 176V175H92ZM100 177H101V175H99ZM98 176V178H100ZM109 176H110V174H109ZM110 176V177H111ZM143 176V175H142ZM235 176V175H234ZM242 176V175H241ZM247 176H248V174H247ZM246 176V177H247ZM261 176V175H260ZM260 176H258V178L260 177ZM2 177V176H1ZM10 177H12V176H10ZM24 177V176H23ZM90 177V176H89ZM104 177V178H105ZM110 177H109V180L111 181V179H110ZM114 177V176H113ZM140 177V176H139ZM167 177V176H166ZM171 177V176H170ZM20 178V177H19ZM36 178V177H35ZM44 178V177H43ZM60 178V177H59ZM59 178L57 177V181L59 180ZM92 178V177H91ZM94 178V177H93ZM92 178V179H93ZM97 178V179H98ZM115 178V177H114ZM117 178V177H116ZM122 178V177H121ZM164 178V177H163ZM263 178H264V176H263ZM26 179V178H25ZM28 179H30V178H28ZM46 179H47V176H46ZM50 179V178H49ZM61 179V178H60ZM82 179V178H81ZM84 179V178H83ZM96 179V180H97ZM103 179V178H102ZM108 179V178H107ZM106 179V180H107ZM119 179V178H118ZM130 179V178H129ZM128 179V180H129ZM146 179V178H145ZM242 179H245V178H243L242 177ZM255 179V178H254ZM32 180H33V178H32ZM42 179H40V181H41ZM48 180V179H47ZM62 180H64V178H62ZM79 180V179H78ZM93 180H95V178L93 179ZM101 180V179H100ZM99 180V181H100ZM126 180V179H125ZM259 180V179H258ZM263 179H261V181H262ZM8 181H9V179H8ZM7 181V182H8ZM30 181V180H29ZM43 181H44V179H43ZM43 181H42V183H43ZM56 181V182H57ZM70 181H72V179L70 180ZM74 181V180H73ZM80 181V180H79ZM102 181V180H101ZM100 181V183H102ZM108 181V180H107ZM118 181V180H117ZM147 181L148 180H146V183H147ZM236 181V180H235ZM241 181V180H240ZM264 181V180H263ZM2 182H4V181H2ZM10 182V181H9ZM22 182H24V181H22ZM65 183V181H62V183ZM76 182H78L77 180H76ZM96 182H98V181H96ZM121 182V181H120ZM134 182V181H133ZM150 182V181H149ZM148 182V183H149ZM153 182V181H152ZM152 182H150V183H152ZM238 182H239V180H238ZM245 182V181H244ZM259 182V181H258ZM257 182V183H258ZM32 183V182H31ZM39 184H41L40 182H38ZM61 183V182H60ZM70 183V182H69ZM92 182H90V184H91ZM99 183V184H100ZM110 183V182H109ZM119 183V182H118ZM132 183V182H131ZM139 183V182H138ZM144 184H145V181L143 182ZM183 183V182H182ZM264 183V182H263ZM263 183H261V184H263ZM38 184V185H39ZM58 185H59V183H57ZM68 184V183H67ZM104 185H105V183H103ZM103 184H101L102 186H104ZM111 184H112V182H111ZM115 184H116V182H115ZM114 184V185H115ZM134 184V183H133ZM141 184V183H140ZM152 184H154V182L152 183ZM162 184V186H163V184L164 183H161ZM161 184H159V186H161ZM167 184H169V183H167ZM172 184V183H171ZM180 184V183H179ZM260 184V185H261ZM25 185V184H24ZM42 185V184H41ZM46 185V184H45ZM92 185V184H91ZM107 185H109V184H107ZM113 185V184H112ZM120 185V184H119ZM136 185V184H135ZM151 184H147V188H148V186H150ZM173 185V184H172ZM181 185V184H180ZM30 186V185H29ZM35 186V185H34ZM43 186H44V184H43ZM47 186V185H46ZM49 186V185H48ZM65 186H66V184H65ZM64 186V187H65ZM93 186V185H92ZM98 186V185H97ZM97 186L95 185V190H98V192H100V188L99 189H97ZM106 186V185H105ZM117 186H118V184H117ZM134 186V185H133ZM139 186V185H138ZM141 186H143V184L141 185ZM145 186V185H144ZM143 186V187H144ZM162 186L160 187V189L161 190H163L162 189ZM168 186V185H167ZM170 186V185H169ZM206 186V185H205ZM259 186V185H258ZM264 186V185H263ZM36 187V186H35ZM67 187V186H66ZM81 187H82V185H81ZM80 187V185H79V188H81ZM99 187V186H98ZM109 188V186H106V188ZM122 187V186H121ZM136 187V186H135ZM135 187H133L134 189H135ZM140 187V186H139ZM138 187V188H139ZM158 187V186H157ZM181 187V186H180ZM186 187V186H185ZM248 187V186H247ZM6 188H8V187H6ZM19 188H22V187H19ZM29 188V187H28ZM33 188V187H32ZM50 188H52V187H50L49 186V189ZM56 188V187H55ZM54 188V189H55ZM108 188H107V190H108ZM124 188V187H123ZM129 188V187H128ZM141 188V187H140ZM139 188V189H140ZM184 188V187H183ZM244 189L246 188V187H243ZM259 189H262V188H260V187H258ZM23 189V188H22ZM41 189V188H40ZM39 189V190H40ZM57 189V188H56ZM58 189H60V188H58ZM62 189V188H61ZM65 189V188H64ZM71 187H70V194H71ZM92 189H94V187L92 188ZM101 189H103V188H101ZM113 189V188H112ZM118 189V188H117ZM126 191L128 192V190H127V186H126ZM159 189V188H158ZM167 189V188H166ZM254 189V188H253ZM264 189V188H263ZM10 190H11V188H10ZM19 190V189H18ZM17 190V191H18ZM30 190V189H29ZM34 190V189H33ZM44 190V189H43ZM80 190V189H79ZM78 190V192L80 193V191ZM94 190V191H95ZM116 190V189H115ZM136 190V189H135ZM148 190V189H147ZM157 189H155V193L157 192L156 191ZM160 190V191H161ZM234 190V189H233ZM248 190H250L249 188H248ZM16 191V190H15ZM48 191H50V190H47V192ZM56 191V190H55ZM59 191V190H58ZM64 191H66V190H64ZM82 191H83V187H82ZM88 192H89V190H87ZM87 191H85V193H83V194H86V192ZM109 191H111V190H109ZM117 191V190H116ZM121 192H122V190H120ZM125 191V190H124ZM125 191V192H126ZM139 191V190H138ZM150 191V190H149ZM178 191V190H177ZM186 191H187V189H186ZM191 191V190H190ZM192 191H193V189H192ZM191 191V192H192ZM243 191V190H242ZM9 192V191H8ZM11 192V191H10ZM14 192V191H13ZM41 192H42V189H41ZM40 192V193H41ZM73 192V195L75 194V192L74 191H72ZM93 192V191H92ZM126 192V193H127ZM135 192V191H134ZM145 192V191H144ZM171 192V191H170ZM194 193H196L195 191H193ZM260 192V191H259ZM261 192H262V190H261ZM18 193V192H17ZM17 193H15V194H17ZM22 193V192H21ZM24 193V192H23ZM33 193H34V191H33ZM36 193V192H35ZM50 193V192H49ZM96 193V192H95ZM103 193H105L106 194V192H105V187H104V192ZM107 193H109V192H107ZM115 193V196H116V192H114ZM118 193H119V190H118ZM162 193H164L163 191H162ZM174 193V192H173ZM234 193V192H233ZM53 194H55V193H53ZM61 194V193H60ZM63 194V193H62ZM65 194L66 195H68L69 194V191H68V194L65 192ZM82 194V195H83ZM88 194V193H87ZM86 194V195H87ZM94 194V193H93ZM105 194H104V196H105ZM119 194H121V193H119ZM123 194V193H122ZM130 194L131 193H129L128 192V195L130 196ZM140 194V193H139ZM147 194V193H146ZM166 194V193H165ZM170 194V193H169ZM177 196H178V193H175ZM174 194V195H175ZM252 193H250V195H251ZM10 195H12V193H10ZM9 195V196H10ZM27 195V194H26ZM41 195H42V193H41ZM57 195V197L59 196L58 194H56ZM55 195V196H56ZM75 195H77V194H75ZM81 195V196H82ZM91 195V194H90ZM95 196H97V195H99V194H94ZM101 195V194H100ZM111 195V198H112V194H110ZM138 195V194H137ZM171 195H173V194H171ZM170 195V196H171ZM180 195H181V193H180ZM179 195V196H180ZM184 195V194H183ZM223 195V194H222ZM234 195V194H233ZM23 196V195H22ZM31 196V195H30ZM35 196H36V194H35ZM37 196H38V192H37ZM40 196V195H39ZM45 196H48V194L47 195H45ZM64 195H62V197H63ZM81 196H79V194H78V197H79V199H82L81 198ZM95 196H92V197H95ZM108 196V195H107ZM118 196V195H117ZM123 196V195H122ZM129 196H127V197H129ZM145 196V195H144ZM160 196V195H159ZM169 196V195H168ZM169 196V197H170ZM177 196H173V198H176ZM178 196V197H179ZM197 196V195H196ZM228 196V195H227ZM227 196H225V197H227ZM7 197V196H6ZM11 197V196H10ZM16 197H19V194L18 195H16ZM33 197V196H32ZM41 197V196H40ZM38 198V199H42V198ZM49 197H51V196H49ZM70 197V196H69ZM76 197V196H75ZM75 197H73V198H75ZM84 197V196H83ZM86 197V196H85ZM91 197V198H92ZM110 197V196H109ZM114 197V196H113ZM123 197H125V196H123ZM126 197V198H127ZM131 197V196H130ZM168 197V198H169ZM177 197V198H178ZM44 198V197H43ZM54 198V197H53ZM52 198V199H53ZM67 198H68V196H67ZM77 198V197H76ZM119 198H122L121 197V195H119ZM133 198V197H132ZM137 198V197H136ZM140 198V197H139ZM158 198V197H157ZM160 198V197H159ZM163 198H164V196H163ZM167 197L165 196V199H166ZM183 198H184V196H183ZM187 198H189V197H187ZM191 198H193V196H191ZM195 198V197H194ZM232 198V197H231ZM249 198H250V196H249ZM47 199V201L49 202V205H50V198H46ZM51 199V200H52ZM60 199H61V196H60ZM63 199V198H62ZM64 199H66V198H64ZM63 199V200H64ZM71 199H72V197H71ZM85 199V198H84ZM98 199H99V197H98ZM104 199H105V197L103 198V201H104ZM114 199V198H113ZM117 199V198H116ZM138 199V198H137ZM181 199V198H180ZM185 199H186V197H185ZM220 199V198H219ZM222 199V198H221ZM225 199V198H224ZM226 199H228V198H226ZM251 199V198H250ZM9 200V199H8ZM36 200V199H35ZM54 200V199H53ZM59 199H57V201H58ZM73 200V199H72ZM89 200H90V198H89ZM88 200V201H89ZM94 200V199H93ZM101 200H102V198H101ZM106 200V199H105ZM108 200H110V198L108 199ZM112 200V199H111ZM119 200V199H118ZM125 200V199H124ZM126 200H128V199H126ZM163 200V199H162ZM172 199H171V197H170V200H168L169 201V204H170V201H171ZM174 200V199H173ZM10 201V200H9ZM54 202V203H57L58 204V202ZM66 201V200H65ZM71 201V200H70ZM76 201H78V200H76ZM115 201V200H114ZM129 201H130V199H129ZM138 201V200H137ZM148 202H149V200H147ZM11 202V201H10ZM33 202V201H32ZM45 202V201H44ZM90 202V201H89ZM91 202H92V200H91ZM117 202V201H116ZM115 202V203H116ZM123 202V200L120 202V203H122ZM133 202V201H132ZM163 202V201H162ZM164 202H165V200H164ZM183 202H184V200H183ZM192 202V201H191ZM190 202V203H191ZM224 202V201H223ZM223 202H221V204L223 203ZM231 202V201H230ZM243 202V201H242ZM247 202V201H246ZM249 202V201H248ZM258 202V201H257ZM37 203V202H36ZM39 203V202H38ZM47 203V202H46ZM51 203H52V201H51ZM62 203V202H61ZM65 203V202H64ZM63 203V205H65ZM84 203V202H83ZM83 203H80V204H82V206H83ZM103 203V202H102ZM109 203H111V202H109V201H107V204H109ZM125 203V202H124ZM143 203V202H142ZM147 202H145V204H146ZM166 203H168V202H166ZM190 203H189V205H190ZM216 203V202H215ZM227 203H228V201H227ZM34 204V203H33ZM60 204V203H59ZM73 204V203H72ZM80 204H79V201H78V206H80ZM104 204V203H103ZM113 204V203H112ZM111 204V205H112ZM117 204V203H116ZM115 204V205H116ZM119 204V203H118ZM123 204V203H122ZM138 204V203H137ZM192 204V203H191ZM194 204H195V202H194ZM31 205V204H30ZM30 205H28V206H30ZM38 205H40V204H38ZM42 205V204H41ZM52 205V204H51ZM51 205L49 206V208L51 207ZM62 205V204H61ZM61 205H60V207H61ZM62 205V207H64ZM67 205V204H66ZM70 205H71V203H70ZM75 205H76V203H75ZM86 205V204H85ZM87 205H89L90 206V204L88 203ZM95 204H92V206H94ZM101 205V204H100ZM110 204H109V206H111ZM125 205H127V204H124V206ZM131 205H133V204H131ZM131 205L129 206V204H128V206L129 207H131ZM139 205H141V204H139ZM139 205L137 206V207H139ZM146 205H148V203L146 204ZM216 205V204H215ZM214 205V203H213V206H215ZM223 205V204H222ZM235 205V204H234ZM233 205V206H234ZM43 206H44V203H43ZM46 206V205H45ZM44 206V207H45ZM77 206V207H78ZM96 206V205H95ZM95 206H94V208H92L93 210L95 209ZM108 206V205H107ZM123 206V205H122ZM121 205L119 206V209H120V207H122ZM143 206H145V205H142V207ZM169 206H171V205H169ZM221 206V205H220ZM236 206V205H235ZM245 206H247V205H245ZM249 206V205H248ZM12 207V206H11ZM40 207V206H39ZM39 207H38V209H39ZM43 207V208H44ZM47 207V206H46ZM53 207V206H52ZM55 207V206H54ZM57 207V209L59 208L58 206H56ZM55 207V208H56ZM61 207V208H62ZM69 207V206H68ZM81 207V206H80ZM80 207H78V208H80ZM88 207V206H87ZM104 207H105V205H104ZM116 208H117V206H115ZM134 207V206H133ZM141 207V208H142ZM168 207V206H167ZM222 207V206H221ZM14 208V207H13ZM27 208V207H26ZM42 208V207H41ZM42 208V209H43ZM72 208H74V207H72ZM78 208H77V210H78ZM84 208V207H83ZM82 208V209H83ZM86 208V207H85ZM103 208V207H102ZM115 208V209H116ZM124 208V207H123ZM122 208V209H123ZM136 208V207H135ZM227 208V207H226ZM11 209V208H10ZM48 209V208H47ZM67 209L68 208H66V206H65V209L64 210H66L67 211ZM88 209H89V207H88ZM91 209V208H90ZM107 209V208H106ZM109 209V208H108ZM112 209V210H111ZM111 209H109L111 212L110 213H112V211H114V206H112V208ZM119 209H117V210H119ZM122 209H120V210H122ZM131 209V208H130ZM137 209V208H136ZM143 209H145V208H143ZM212 209V208H211ZM211 209H209V210H211ZM219 210H220V208H218ZM224 209V208H223ZM229 209V208H228ZM234 209V208H233ZM29 210V209H28ZM27 210V211H28ZM36 210V209H35ZM50 210H52V209H50ZM56 210V209H55ZM59 210H61V209H59ZM80 210V209H79ZM84 210V209H83ZM87 210V208L85 209V211ZM100 210V209H99ZM105 210V209H104ZM139 210V209H138ZM146 210H148V209H146ZM158 210H160V209H158ZM166 210V209H165ZM170 211H172L171 209H169ZM176 210V209H175ZM174 210V211H175ZM193 210V209H192ZM200 210V209H199ZM251 210V209H250ZM256 210V209H255ZM29 211H31V210H29ZM34 211V210H33ZM39 211V210H38ZM57 211V210H56ZM62 211V210H61ZM71 211H73L72 209H71ZM82 211V210H81ZM98 211V210H97ZM125 211V210H124ZM141 211V210H140ZM144 211V210H143ZM223 211V210H222ZM221 211V212H222ZM249 211V210H248ZM247 211V212H248ZM5 212V214H6V211H4ZM50 212V211H49ZM53 212H55V211H53ZM58 212H60V211H58ZM68 212V211H67ZM78 212H80V211H78ZM90 212H93V211H90ZM116 212H118V211H116ZM116 212H114V213H116ZM120 212V211H119ZM126 212V211H125ZM129 212V211H128ZM134 212V210L131 212L130 211V213H133ZM136 212H137V210H136ZM155 212H156V210H155ZM180 212V211H179ZM181 212H182V208H181ZM210 212V211H209ZM226 212V211H225ZM230 212V211H229ZM250 212V211H249ZM2 213H3V211H2ZM22 213H23V211H22ZM63 213H65V211L63 212ZM63 213H61V214H63ZM69 213H71L70 211H69ZM67 214V216L68 215H70V214ZM73 213H75V211L73 212ZM89 213V212H88ZM94 213V212H93ZM92 213V214H93ZM100 213V212H99ZM98 213V214H99ZM127 213V212H126ZM125 213V214H126ZM129 213V214H130ZM135 213V212H134ZM137 213H139V212H137ZM136 213V215H138ZM144 213H145V211H144ZM160 213V212H159ZM175 213H177V212H174V214ZM189 213V212H188ZM196 213V212H195ZM4 214V213H3ZM28 214H30V213H28ZM28 214H26V215H28ZM36 215H38L37 213H35ZM53 214V216L55 215V213H52ZM52 214H51V216H52ZM56 214H58L57 215V218H58V216H59V213H56ZM60 214V215H61ZM91 213H90V215H92ZM101 214V213H100ZM118 214V213H117ZM122 214V216H124V214H123V212L122 213H120V215ZM141 214H143L142 213V211H141ZM161 214V213H160ZM162 214H164V213H162ZM161 214V215H162ZM166 214H168L167 212H166ZM166 214H164V215H166ZM173 214V212H171V215H174ZM190 214V213H189ZM207 214V213H206ZM222 214V213H221ZM224 214V213H223ZM234 214V213H233ZM241 214V213H240ZM33 215V214H32ZM47 215H49V214H47ZM72 215V214H71ZM90 215H88V216H90ZM94 215V214H93ZM111 215V214H110ZM109 215V216H110ZM114 215V214H113ZM128 215V214H127ZM131 215V217H132V214H130ZM155 215V214H154ZM171 215H169V216H171ZM257 215V214H256ZM3 216V215H2ZM31 216V215H30ZM34 216V215H33ZM46 216V215H45ZM50 216V215H49ZM56 216V215H55ZM73 216H74V214H73ZM72 216V217H73ZM85 216V218H86V215H84ZM87 216V217H88ZM98 216V215H97ZM119 216V214L117 215V217ZM143 216V215H142ZM231 216V215H230ZM229 216V217H230ZM241 216H242V214H241ZM1 217V216H0ZM39 217V216H38ZM47 217V216H46ZM60 217V216H59ZM71 217V218H72ZM95 217V216H94ZM98 217H100V216H98ZM133 217H134V215H133ZM162 217V216H161ZM174 217H175V215H174ZM187 217V216H186ZM199 217L200 216H198V219H199ZM207 217V216H206ZM223 217V216H222ZM252 217V216H251ZM31 218V217H30ZM29 218V219H30ZM40 218V217H39ZM43 218H45V217H43ZM48 218H51V217H48ZM52 218H54L55 219V217H52ZM51 218V219H52ZM69 218V217H68ZM85 218H84V220H85ZM92 218H93V216H92ZM111 218V217H110ZM120 219H121V216L119 217ZM136 219L138 218L137 216L135 217ZM149 218V217H148ZM154 218V217H153ZM156 218V217H155ZM162 218H164V217H162ZM166 218H168V215H167V217ZM176 218H177V215H176ZM200 218H202V216L200 217ZM231 218V217H230ZM229 218V219H230ZM243 218V217H242ZM255 218H256V216H255ZM259 218V217H258ZM0 219H2V217L0 218ZM4 219H5V216H4ZM62 219V218H61ZM60 219V220H61ZM73 219V218H72ZM71 219V220H72ZM90 219V218H89ZM100 219H103V218H100ZM113 219V218H112ZM128 219V218H127ZM127 219H126V221H127ZM130 219V218H129ZM132 219V218H131ZM178 219V218H177ZM194 219V218H193ZM206 219V218H205ZM233 219V218H232ZM245 220H246V218H244ZM32 220V219H31ZM48 220V219H47ZM71 220H70V222H71ZM74 220H75V217H74ZM76 220H78L77 218H76ZM95 220V219H94ZM118 221H119V219H117ZM123 220V219H122ZM137 220H139V219H137ZM140 220H141V217H140ZM156 220V219H155ZM166 220H169V218L168 219H166ZM165 220V221H166ZM176 220V219H175ZM174 220V221H175ZM179 220V219H178ZM178 220L176 221V222H178ZM180 220H181V218H180ZM191 220V219H190ZM194 220H196V219H194ZM218 220V219H217ZM224 220V219H223ZM254 220V219H253ZM30 221V220H29ZM46 221V220H45ZM55 221V220H54ZM57 221V220H56ZM80 219H79V223H80ZM103 221V220H102ZM142 221V220H141ZM154 221V220H153ZM161 221V220H160ZM162 221H163V219H162ZM165 221H163V223L165 222ZM173 221V220H172ZM171 221V222H172ZM182 221V220H181ZM205 221V220H204ZM229 221V220H228ZM261 221V220H260ZM1 222H3V220L1 221ZM37 222V221H36ZM40 221H38V223H39ZM63 222V221H62ZM120 222H121V220H120ZM135 222V221H134ZM158 222V221H157ZM170 222V220L168 221V223ZM183 222H184V220H183ZM195 222V221H194ZM197 222V221H196ZM206 222V221H205ZM218 222V221H217ZM255 222L257 223V220H255ZM254 222V223H255ZM3 223H5V222H3ZM23 223V222H22ZM26 223H28V220H27V222ZM51 223V222H50ZM50 223H48V224H50ZM55 223V222H54ZM60 223V222H59ZM68 223V222H67ZM75 223H76V221H75ZM85 223V222H84ZM112 223V222H111ZM114 223H115V221H114ZM118 223V222H117ZM116 223V225L114 226L115 228H116V226H118V224ZM122 223V222H121ZM131 223V222H130ZM144 223V222H143ZM149 223H151V222H149ZM153 223V222H152ZM156 223V222H155ZM155 223H153L154 225H156ZM159 223V222H158ZM174 223V222H173ZM224 223V222H223ZM249 223V222H248ZM251 223V222H250ZM253 223V222H252ZM254 223H253V225H254ZM260 223V222H259ZM57 224V223H56ZM71 224H73L72 222H71ZM78 224V223H77ZM77 224H75V225H77ZM81 224V223H80ZM127 224H128V222H127ZM171 224V223H170ZM192 224V223H191ZM194 224V223H193ZM216 224V223H215ZM234 224V223H233ZM4 225V224H3ZM39 225V224H38ZM47 225V224H46ZM94 225V224H93ZM93 225H91L92 226V228H93ZM101 225V224H100ZM106 225V224H105ZM122 225H123V223H122ZM122 225H121V227H122ZM134 225V224H133ZM154 225H152L153 227H154ZM159 225V224H158ZM161 225V224H160ZM165 225H167V224H165ZM169 225V224H168ZM167 225V226H168ZM203 225V224H202ZM217 225V224H216ZM224 225V224H223ZM226 225H227V223H226ZM226 225H225V227H226ZM250 225V224H249ZM252 225V226H253ZM260 225V224H259ZM25 226H26V224H25ZM29 226V225H28ZM48 226V225H47ZM49 226H51V225H49ZM65 226V225H64ZM81 226V225H80ZM86 226V225H85ZM94 226H96V225H94ZM126 226V225H125ZM125 226H123V227H125ZM128 226V225H127ZM136 226V225H135ZM134 226V227H135ZM139 226V225H138ZM166 226V227H167ZM182 225H180V227H181ZM222 226V225H221ZM220 226V227H221ZM229 226V225H228ZM235 226V225H234ZM39 227V226H38ZM41 227V226H40ZM52 227V226H51ZM72 227V226H71ZM103 227H104V225H103ZM130 228H131V226H129ZM128 227V228H129ZM151 227V226H150ZM161 227H163V226H161ZM189 227H190V225H189ZM207 227H209V226H207ZM212 227V226H211ZM214 227V226H213ZM237 227V226H236ZM6 228H8L7 226H6ZM10 228V227H9ZM23 228H24V226H23ZM29 228H31V227H29ZM33 228H35V227H33ZM48 228V227H47ZM57 228V227H56ZM58 228H59V226H58ZM79 228H81V227H79ZM88 228V227H87ZM86 228V229H87ZM90 228V227H89ZM95 228H97V227H95ZM101 228V227H100ZM125 228H127V227H125ZM130 228L129 229H124L125 231L126 230H128V232H129V230H130ZM141 227H139V229H140ZM157 228V227H156ZM179 228V227H178ZM227 228V232L229 231L228 230V227H226ZM230 228V227H229ZM254 228H256V227H254ZM258 228H261V227H259L258 226ZM1 229V228H0ZM41 229V228H40ZM39 229V230H40ZM52 229V228H51ZM70 229V228H69ZM82 229V228H81ZM80 229V230H81ZM91 229V228H90ZM99 229V228H98ZM118 228H116V230H117ZM122 229V228H121ZM135 229L137 230V228L135 227ZM162 230H163V228H161ZM203 229V228H202ZM222 229H223V227H222ZM222 229H221V231H222ZM10 230V229H9ZM14 230H15V227H14ZM36 230H37V228H36ZM35 230V231H36ZM49 230V229H48ZM53 230V229H52ZM71 231H72V228L70 229ZM74 230V229H73ZM85 230V229H84ZM88 230V229H87ZM119 230V229H118ZM118 230H117V232H118ZM133 232H134V230L133 229H131ZM171 230H172V228H171ZM185 230H186V228H185ZM190 230V229H189ZM192 230H194V229H192ZM12 231V230H11ZM31 231V230H30ZM42 231V230H41ZM56 230H54V232H55ZM63 231H65V230H63ZM77 231H79V230H77ZM122 231V230H121ZM120 231V232H121ZM159 232H160V229L158 230ZM176 231H177V228H176ZM188 231V230H187ZM200 231V230H199ZM223 231H224V229H223ZM231 231V230H230ZM257 231H260L259 229L257 230ZM6 232H8V231H6ZM27 232V231H26ZM31 232H33L34 233V231H31ZM49 232V231H48ZM50 232L52 233L53 231H51L50 230ZM57 232V231H56ZM75 232V231H74ZM80 232H83L82 230L80 231ZM85 232H86V230H85ZM88 232V231H87ZM112 232H114L113 230H112ZM137 232V231H136ZM154 232V231H153ZM156 232V234L157 233H159V232H157V231H155ZM185 232V231H184ZM207 232V231H206ZM29 233V232H28ZM50 233V234H51ZM59 233V232H58ZM68 233H69V231H68ZM169 233V232H168ZM171 233H172V231H171ZM176 233V232H175ZM179 233H181L182 234V232H179ZM186 233V232H185ZM198 233H200V232H198ZM197 233V234H198ZM215 233V232H214ZM223 233V232H222ZM221 233V234H222ZM256 233V232H255ZM36 234H37V232H36ZM45 234V233H44ZM55 234H57V233H55ZM69 234H71V232L69 233ZM68 234V235H69ZM85 234V233H84ZM89 234V233H88ZM148 234V233H147ZM242 234V233H241ZM32 235V234H31ZM35 235V234H34ZM45 235H47V231H46V234ZM65 235V234H64ZM76 235V234H75ZM117 235V234H116ZM145 234H143V236H144ZM152 235V234H151ZM154 235V234H153ZM216 235V234H215ZM225 235V234H224ZM224 235H221V236H223L224 237ZM7 236H8V234H7ZM11 236H12V234H11ZM38 236V235H37ZM44 236V235H43ZM49 236V235H48ZM47 236V237H48ZM51 236V235H50ZM49 236V237H50ZM53 236V235H52ZM57 236V235H56ZM56 236H54L52 239L53 240H55V237ZM60 236V235H59ZM59 236H57L56 237V239L59 237ZM70 236V235H69ZM72 236V235H71ZM77 236V235H76ZM87 236V235H86ZM147 236V235H146ZM185 236V235H184ZM256 236V235H255ZM82 237V236H81ZM112 237V236H111ZM114 237V236H113ZM116 237V236H115ZM133 237H134V235H133ZM150 237V236H149ZM148 237V238H149ZM169 237H171V236H169ZM207 237H209V235H207ZM227 237V236H226ZM232 237V236H231ZM258 237V236H257ZM261 237V236H260ZM2 238V237H1ZM10 238V237H9ZM29 238H31V237H29ZM42 238V237H41ZM50 238V239H51ZM73 238H75V237H73ZM77 238H79V236L77 237ZM77 238H75V240L77 239ZM118 236H117V238H115V241L116 240H118ZM144 238H145V236H144ZM236 238V237H235ZM6 239V238H5ZM8 239V238H7ZM32 239V238H31ZM40 239V238H39ZM46 239V238H45ZM51 239V240H52ZM67 239H69L68 237H67ZM70 239H72V238H70ZM69 239V240H70ZM110 239V238H109ZM114 239V238H113ZM112 239V240H113ZM133 239V238H132ZM150 239V238H149ZM169 239V238H168ZM173 239V238H172ZM226 239H229V238H226ZM248 239V238H247ZM64 240V239H63ZM66 240V239H65ZM64 240V241H65ZM85 240V239H84ZM206 240V239H205ZM219 240H223V239H219ZM34 241V240H33ZM48 241V240H47ZM55 241H57V240H55ZM66 241H68V240H66ZM65 241V242H66ZM74 241V240H73ZM77 241H79L78 239H77ZM88 241V240H87ZM142 241H144L143 239H142ZM147 241V240H146ZM175 241V240H174ZM228 241V240H227ZM251 241V240H250ZM264 241V240H263ZM17 242V241H16ZM16 242H14V244L16 243ZM36 242L38 243V241L36 240ZM35 242V243H36ZM51 242V241H50ZM53 242V241H52ZM61 242V241H60ZM63 242V241H62ZM70 242H72V240L70 241ZM75 243H76V241H74ZM74 242H72V243H74ZM80 242V241H79ZM83 242V241H82ZM118 242V241H117ZM116 242V243H117ZM149 242V241H148ZM147 242V243H148ZM159 242V241H158ZM164 242V241H163ZM193 242V241H192ZM246 242V241H245ZM8 243V242H7ZM34 243V242H33ZM48 243V242H47ZM56 244H57V246L59 245L57 242H55ZM55 243H53V245L55 244ZM68 244H69V241L67 242ZM66 243V245L65 246H67L68 244ZM74 243V244H75ZM99 243V242H98ZM110 243V242H109ZM114 243V245H115V242H113ZM121 243V242H120ZM143 243V242H142ZM146 243V242H145ZM161 243V242H160ZM213 243V242H212ZM220 243V242H219ZM234 243V242H233ZM251 243V242H250ZM252 243H254V242H252ZM77 244H78V242H77ZM84 244V243H83ZM150 244H151V242H150ZM168 244V243H167ZM167 244H165V245H167ZM170 245H171V243H169ZM263 244V243H262ZM38 245V244H37ZM48 245H52V244H50V243H48ZM52 245V246H53ZM60 245H63V243L62 244H60ZM72 245V244H71ZM70 245V246H71ZM86 245V244H85ZM99 245V244H98ZM111 245H112V243H111ZM113 245V246H114ZM117 245V244H116ZM136 245V244H135ZM148 245V244H147ZM163 245V244H162ZM161 244H160V246H162ZM3 246V245H2ZM5 246V245H4ZM56 246V245H55ZM69 246V245H68ZM72 246H74V245H72ZM96 246V245H95ZM117 246H119V245H117ZM149 246V245H148ZM152 246V245H151ZM184 246V245H183ZM218 246V245H217ZM246 246H247V244H246ZM246 246H245V248H246ZM254 246V245H253ZM48 247V246H47ZM54 247V246H53ZM58 247H60V246H58ZM58 247H56L57 248V251H58ZM64 247V246H63ZM115 247V246H114ZM121 247V246H120ZM150 247V246H149ZM55 248V247H54ZM61 248V247H60ZM67 248H71V250H72V248L73 247H67ZM93 248H94V246H93ZM96 248V247H95ZM99 248V247H98ZM119 248V247H118ZM122 248V247H121ZM166 248V247H165ZM164 248V249H165ZM198 248V247H197ZM9 249V248H8ZM77 249H79L78 247H77ZM77 249H74V251L75 250H77ZM101 249V248H100ZM139 249V248H138ZM162 249H163V247H162ZM180 249V248H179ZM262 249V248H261ZM4 250H6V248L4 249ZM11 250H12V248H11ZM50 250H52V249H50ZM63 250V249H62ZM81 250V249H80ZM83 250V249H82ZM92 250H94V249H92ZM168 250V249H167ZM174 250V249H173ZM177 250V249H176ZM201 250L202 249H200V252H201ZM235 250V249H234ZM42 251V250H41ZM46 251V250H45ZM44 251V252H45ZM57 251H56V253H57ZM73 251V252H74ZM78 251V250H77ZM84 251V250H83ZM101 251V250H100ZM105 251V250H104ZM108 251V250H107ZM107 251H105V252H107ZM147 251H149V250H147ZM146 251V252H147ZM162 251V250H161ZM210 251V250H209ZM209 251H207V252H209ZM4 252V251H3ZM15 252H17V251H15ZM53 252V251H52ZM60 252V251H59ZM65 252H66V250H65ZM70 252V249H68V251H67V254ZM94 252V251H93ZM97 252V251H96ZM151 252V251H150ZM163 252L165 253V251L163 250ZM199 252V253H200ZM213 252V251H212ZM212 252H210V254H212ZM229 252V251H228ZM247 252V251H246ZM7 253V252H6ZM92 253V252H91ZM148 253V252H147ZM157 253V252H156ZM171 253V252H170ZM182 253V252H181ZM224 253V252H223ZM10 253H8V255H9ZM12 254V253H11ZM13 254L15 255L16 253H14V251H13ZM44 254V253H43ZM49 254V253H48ZM64 254V253H63ZM73 253H71V255H72ZM76 254V253H75ZM81 254L83 255L84 254V252L82 253V251H81ZM80 254V255H81ZM94 254V253H93ZM108 254V253H107ZM110 255H111V253H109ZM109 254L107 255V256H109ZM143 254V253H142ZM179 254V253H178ZM205 254H206V252H205ZM205 254H204V256H205ZM214 254V253H213ZM241 254V253H240ZM243 254V253H242ZM1 256H2V254H0ZM3 255H5V254H3ZM65 255V254H64ZM64 255H63V257H64ZM74 255V254H73ZM89 255V254H88ZM88 255L87 256H85V257H88ZM149 255V254H148ZM156 255V254H155ZM155 255L153 256V257H155ZM164 255V254H163ZM162 254H161V256H163ZM202 255V254H201ZM0 256V257H1ZM62 256V255H61ZM66 256V255H65ZM70 256V255H69ZM91 256H93V255H91ZM132 256V255H131ZM173 256V255H172ZM177 256V255H176ZM207 256H209V255H207ZM207 256H205V258L207 257ZM225 256V255H224ZM259 256H260V254H259ZM6 258H8L7 256H5ZM50 257H51V255H50ZM66 257H68V256H66ZM171 257V256H170ZM213 257V256H212ZM243 257V256H242ZM70 258H72V257H70ZM95 258V257H94ZM129 258H130V256H129ZM133 258V260H134V258L135 257H132ZM156 258V257H155ZM158 258H160V257H158ZM169 257H167L166 259H168ZM188 258V257H187ZM42 259V258H41ZM40 259V260H41ZM57 259V258H56ZM55 258L53 259V260H56ZM59 260H60V258H58ZM62 259V258H61ZM80 259H81V257H80ZM90 259V258H89ZM178 259V258H177ZM196 259V258H195ZM210 259V258H209ZM212 259V258H211ZM215 259V258H214ZM221 259V258H220ZM0 260H1V258H0ZM3 260V259H2ZM86 260V259H85ZM107 260H111V258L110 259H107ZM139 260V259H138ZM137 260V261H138ZM150 260V259H149ZM148 260V261H149ZM153 260V259H152ZM160 260H161V258H160ZM173 260V259H172ZM181 259H179V261H180ZM199 260V259H198ZM207 260V259H206ZM213 260V259H212ZM219 260V259H218ZM225 260V259H224ZM233 260V259H232ZM231 260V261H232ZM64 262H65V260H63ZM127 261V260H126ZM137 261H136V264H138L137 263ZM214 261V260H213ZM0 262H2V261H0ZM53 262V261H52ZM54 262H57V261H54ZM53 262V263H54ZM63 262V263H64ZM71 262V261H70ZM69 262V263H70ZM85 262H87V260L85 261ZM94 262V261H93ZM107 262V261H106ZM111 262V261H110ZM130 262V261H129ZM138 262H140V260L138 261ZM174 262V261H173ZM175 262H177V260L175 261ZM184 262V261H183ZM205 262V261H204ZM218 262V261H217ZM233 262V261H232ZM15 263V262H14ZM59 263H61V261L59 262ZM68 263V262H67ZM105 263V262H104ZM133 263H134V261H133ZM132 263V264H133ZM166 263V262H165ZM178 263V262H177ZM181 263H182V261H181ZM207 264H209L210 263V261H207L206 262ZM215 263V261L214 262H212V264H214ZM221 263H222V261H221ZM224 263V262H223ZM225 263H226V261H225ZM262 263V262H261ZM1 264H3V263H1ZM56 264V263H55ZM73 264V263H72ZM84 264H88V263H84ZM131 264V263H130ZM135 264V263H134ZM140 264V263H139ZM159 264V263H158ZM243 264V263H242ZM256 264H257V262H256Z\"/></svg>",
    "mask_w": 264,
    "mask_h": 264
}]
</instances>
